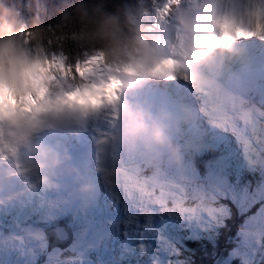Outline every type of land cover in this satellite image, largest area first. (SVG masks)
Here are the masks:
<instances>
[{
  "label": "snow or ice",
  "instance_id": "obj_1",
  "mask_svg": "<svg viewBox=\"0 0 264 264\" xmlns=\"http://www.w3.org/2000/svg\"><path fill=\"white\" fill-rule=\"evenodd\" d=\"M247 38L260 39L256 36ZM144 71L161 79H182L190 93L194 90L193 82L186 75L170 73L163 67ZM258 94L264 101V82L259 86ZM245 99L247 97L243 93L226 87L205 90L195 98V103L202 108V126H209L205 121L222 124V127L213 126V129L232 136L239 149L241 165L234 162L233 153L223 144H218L214 137L211 142L218 155L211 158L202 156L199 165L189 162L183 173L163 166L153 167L141 160L116 159L115 155L108 161L111 171L107 175L110 189L107 193L112 203L123 210L122 235L126 240L134 239V248L143 254L148 255L151 249L149 264H174L170 256L179 254L162 246L164 237L156 230L158 218H175L189 228L212 233L227 218L228 206L221 203L222 200H231L244 210L253 204H261L257 214L250 218L257 225L256 238L251 243L242 238L229 254L226 264H231L234 258H238L240 264H256L257 253L264 251V203H261L264 201V164L258 162L264 161V135L254 132L248 120L243 118V111L249 107L241 102ZM259 119L264 121V115ZM84 140L87 149L93 151L92 172L99 180V172L105 171V168L97 169L96 165L104 164L101 159L104 150L100 149L97 155L92 138ZM253 149L254 152L251 151ZM245 172L259 173L255 189L250 190V182L242 183ZM30 203L31 216H35L42 226L25 224L22 227L15 219H0V264H8L4 259L5 249L23 258L25 264H40L41 257L43 264H89V254L95 245L89 242L86 224L73 227L71 242L66 247L61 246L62 241L68 240L69 225L65 221L73 212L65 206L56 207L46 214L36 205L34 198ZM6 208L0 203V212ZM73 209H76L75 205ZM13 226L21 231H12ZM148 237H154L155 244L147 243Z\"/></svg>",
  "mask_w": 264,
  "mask_h": 264
},
{
  "label": "clouds",
  "instance_id": "obj_2",
  "mask_svg": "<svg viewBox=\"0 0 264 264\" xmlns=\"http://www.w3.org/2000/svg\"><path fill=\"white\" fill-rule=\"evenodd\" d=\"M76 10L81 22L92 26L94 37L105 45L111 59L130 70H160L161 66L154 63L158 37L140 26L131 15L125 14L122 20L121 16L100 9L90 14L79 4ZM18 15V10L0 5V120L15 130L33 113L51 117L62 110L70 113L76 105L96 106L100 102L99 95L87 90L52 97L50 81L41 75L40 62L21 43L20 32L25 25L17 20ZM227 17L219 0H195L190 8L177 14L178 24L186 34L193 67L207 65L233 43L231 32L238 21ZM32 31L38 33L39 28L34 26ZM236 38H242V33L237 32ZM114 87L115 83L106 91L111 92ZM121 121L119 135L123 138L141 141L146 146L170 143L163 124L145 112L124 109ZM19 132L20 151L31 157L52 156L51 150L39 146L26 130L21 128Z\"/></svg>",
  "mask_w": 264,
  "mask_h": 264
},
{
  "label": "trees",
  "instance_id": "obj_3",
  "mask_svg": "<svg viewBox=\"0 0 264 264\" xmlns=\"http://www.w3.org/2000/svg\"><path fill=\"white\" fill-rule=\"evenodd\" d=\"M154 0H0V5L18 10L17 20L25 25L20 40L34 58L67 57L78 53H93L106 57L105 45L97 40L91 25L81 22L77 5H83L91 14L93 10L115 13L124 19L128 14L136 17L144 9L153 6ZM35 27L39 32L32 31ZM68 53L70 55H68ZM48 64H52L50 61ZM252 183V182H251ZM228 206L227 218L217 231L207 237L200 235L183 241L185 256L181 264H220L229 260V253L238 245L236 240L246 220L261 208L253 204L240 211L231 200H222ZM261 203H264L262 201ZM230 214V216H228ZM213 239V240H212ZM212 240V241H211ZM233 264H238L234 261ZM264 264V261L262 262Z\"/></svg>",
  "mask_w": 264,
  "mask_h": 264
},
{
  "label": "rangeland",
  "instance_id": "obj_4",
  "mask_svg": "<svg viewBox=\"0 0 264 264\" xmlns=\"http://www.w3.org/2000/svg\"><path fill=\"white\" fill-rule=\"evenodd\" d=\"M105 54H106V58L105 59L98 58V60L102 61L103 63L107 62V60L110 61L111 63H113V61H111V58L109 57L108 53L106 52ZM68 55H70V54L68 53ZM82 58H83V56L81 54H73L72 61H71L72 65L73 66H77V65H75L73 63L74 62H79ZM48 59H51V58H47L46 60H48ZM39 62H40V65L43 66V62L42 61H39ZM44 62H46V61H44ZM122 69L126 70V68H122ZM131 71H133V70H131ZM106 75L107 74H102L101 76L106 77ZM109 82H112V81L109 79ZM106 102H107L106 100H100V102L96 106H93V108H94L93 111L95 112L96 107H98V106H104ZM258 162L261 163L260 161H258ZM243 181L246 183V181H248V180L245 178ZM239 209H240V211L243 210V208H239ZM228 216H230V214H228ZM253 217H249L246 220L243 228L241 229V232H240V234H239V236L237 238V244L238 245L240 244L242 238L245 239L246 241H248L249 243H251L256 238L257 225L253 223L252 219H250V218H253ZM122 237L123 238L119 237V241L125 240L123 235H122ZM116 240H118V236L117 235H114V236L110 235L109 238H108V244L109 245L112 244V241H113V245L112 246L114 248H118L119 243H117ZM130 240H133V239H130ZM110 248L111 247H109V250H110ZM116 251H117V253H116L117 255H120L121 254L120 252H123L122 249H119V250H116ZM118 251H119V253H118ZM242 251H243V249H242ZM174 257H175L176 261H179V255H174ZM255 260H256V264H262L261 262L264 261V251L258 252L256 257H255ZM226 261L227 260L221 261L220 264H226ZM234 261H237L238 264H240V260L238 258L231 259V264H233ZM89 262H90V258H89Z\"/></svg>",
  "mask_w": 264,
  "mask_h": 264
},
{
  "label": "bare ground",
  "instance_id": "obj_5",
  "mask_svg": "<svg viewBox=\"0 0 264 264\" xmlns=\"http://www.w3.org/2000/svg\"><path fill=\"white\" fill-rule=\"evenodd\" d=\"M259 29H264V27L263 26H260ZM179 90H181V89H179ZM174 94L177 95V96L178 95H181L180 93H177V92H174ZM174 94L171 95L173 99H175L174 98L175 97ZM175 100L179 103L180 106L182 104H185V100L182 101V102L179 101V100H177V99H175ZM106 141H109V139H107ZM95 149H96V154L99 155L100 148H95ZM110 149H111V146L110 145H108L107 147L103 148L104 151H103V155H102L101 159H103L104 164L103 165L97 164L96 165L97 169H99L100 167H104L105 166V163L108 164L107 158L110 156ZM93 164H94V160H93V162L91 163V166H90V172H91V174L88 173L89 165L87 163V159L86 158L79 165H82L83 166V171H82L81 174H83L84 181L86 183H88L89 185H91L93 188H95L97 181H101V180H105L106 179V174L104 173V171L103 172H99V174H104V176H99L100 179L98 180L96 178V176L93 175V172H92ZM48 188L51 189V185L48 186Z\"/></svg>",
  "mask_w": 264,
  "mask_h": 264
}]
</instances>
